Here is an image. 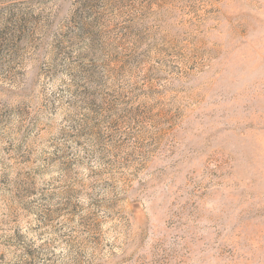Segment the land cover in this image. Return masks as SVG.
I'll use <instances>...</instances> for the list:
<instances>
[{
    "label": "rangeland",
    "instance_id": "374dc122",
    "mask_svg": "<svg viewBox=\"0 0 264 264\" xmlns=\"http://www.w3.org/2000/svg\"><path fill=\"white\" fill-rule=\"evenodd\" d=\"M0 264H264V0H0Z\"/></svg>",
    "mask_w": 264,
    "mask_h": 264
}]
</instances>
